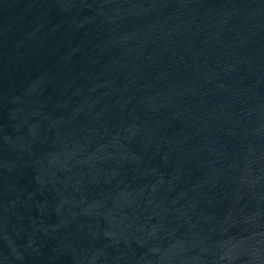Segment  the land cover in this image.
<instances>
[{
    "label": "water",
    "instance_id": "1",
    "mask_svg": "<svg viewBox=\"0 0 264 264\" xmlns=\"http://www.w3.org/2000/svg\"><path fill=\"white\" fill-rule=\"evenodd\" d=\"M0 264H264V0H0Z\"/></svg>",
    "mask_w": 264,
    "mask_h": 264
}]
</instances>
